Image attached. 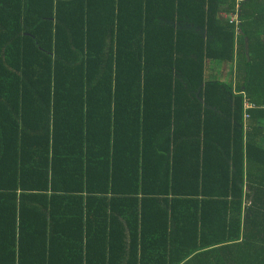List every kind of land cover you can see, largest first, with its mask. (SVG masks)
Masks as SVG:
<instances>
[{
  "label": "trees",
  "instance_id": "16d2710c",
  "mask_svg": "<svg viewBox=\"0 0 264 264\" xmlns=\"http://www.w3.org/2000/svg\"><path fill=\"white\" fill-rule=\"evenodd\" d=\"M262 122L264 0H0V264H264Z\"/></svg>",
  "mask_w": 264,
  "mask_h": 264
},
{
  "label": "crops",
  "instance_id": "0c3cea01",
  "mask_svg": "<svg viewBox=\"0 0 264 264\" xmlns=\"http://www.w3.org/2000/svg\"><path fill=\"white\" fill-rule=\"evenodd\" d=\"M222 1H224V0H222ZM235 1H238V0H235ZM217 17H218V19H219L221 22H225L226 19L229 20V19L231 18V15H230V16H227V15H226V12H224L223 10H219L218 13H217ZM208 64H209L208 74L211 75V76H213V78H215V79H219L220 76L222 75L221 70H222L223 68L221 69L219 66L214 65L213 63H208ZM217 72H218V74H216ZM245 105H246V104H245ZM262 124L264 125L263 122H262ZM263 128H264V126H263ZM207 189H210V187H207ZM244 205H250L249 200H247V201L245 202ZM183 231H184V230H183ZM184 232H185V231H184Z\"/></svg>",
  "mask_w": 264,
  "mask_h": 264
},
{
  "label": "built area",
  "instance_id": "2783aa9c",
  "mask_svg": "<svg viewBox=\"0 0 264 264\" xmlns=\"http://www.w3.org/2000/svg\"><path fill=\"white\" fill-rule=\"evenodd\" d=\"M233 22V24H236L237 22H236V18H235V15H231V18L229 19V23H232Z\"/></svg>",
  "mask_w": 264,
  "mask_h": 264
},
{
  "label": "rangeland",
  "instance_id": "374dc122",
  "mask_svg": "<svg viewBox=\"0 0 264 264\" xmlns=\"http://www.w3.org/2000/svg\"><path fill=\"white\" fill-rule=\"evenodd\" d=\"M216 74H218V72ZM245 104L247 105V102Z\"/></svg>",
  "mask_w": 264,
  "mask_h": 264
}]
</instances>
